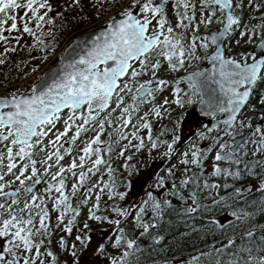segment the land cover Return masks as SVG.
<instances>
[{
	"label": "snow or ice",
	"instance_id": "obj_1",
	"mask_svg": "<svg viewBox=\"0 0 264 264\" xmlns=\"http://www.w3.org/2000/svg\"><path fill=\"white\" fill-rule=\"evenodd\" d=\"M74 3L78 5L79 0H74ZM168 3L169 0H133L131 7L125 8L119 14L120 18L114 17L104 30L85 41L78 50L66 49V54L61 57L56 69L50 70L51 75L42 77L28 92H13L9 96L0 97V264H56V255L50 250L45 251V237L51 236L49 201L51 211L57 214L56 227L63 226V231L71 234L79 210L73 208L69 195L66 194L65 174L71 173L77 178V183L71 186L72 194L75 195L89 174L94 175L100 170L99 166L106 163L100 158L99 149L92 147L100 142V136L97 135L82 149L83 155L79 156V162L73 159L65 169L61 165V161L65 159L62 149L69 155L72 149L64 148L61 141L74 131L70 140L65 142L75 144L81 133L88 130L85 126L90 123L99 124L100 129H103L111 113L121 108L124 101L121 94L126 90L132 91L125 77L144 75L149 66L155 77L160 61H152L157 56L162 57L172 70L178 71L185 68L187 62L201 59L196 53L199 48H203L206 52L205 58L211 61V71L194 70L184 79L192 93L200 95V103L210 110L207 114L214 116L217 112L230 113L228 118L222 121L228 126L232 125L236 114L248 101L252 86L264 82V55L259 59L255 55L251 56L252 62L249 63L247 57L240 61L227 58L221 48L225 37L234 30V26L241 25L240 16L235 10L246 6L244 0H172V7L177 10L178 18L174 27L165 14V6ZM247 6L257 10L264 9V2L247 0ZM51 12L53 6L50 0H0V44L5 45L4 52L16 51L7 45L13 40L19 43L25 34L35 38L38 44H44L40 35L44 34V25L54 24L53 18L49 16ZM217 19L223 25L218 32L203 36L199 34L200 25H210ZM256 27L253 25L248 31L239 34L242 37L254 35ZM189 28L192 31L190 38L185 34ZM178 29L184 31H177ZM38 32L40 35H37ZM209 44L215 45L212 53H207ZM259 47L264 52V39H261ZM3 63L4 60L0 59V64ZM152 83L153 80H147L139 84L136 92L152 96L153 89L147 87ZM156 83L159 88V85L166 84V81L157 80ZM217 89L220 94L214 95ZM180 91L177 88L178 98L174 103L183 107L185 101L179 98ZM114 97L116 108H111ZM261 102L264 103V98ZM164 103L167 104L168 101L165 100ZM187 103H193V99L189 98ZM130 107L132 106L123 107L122 112L129 113ZM65 110L68 113L66 119L63 118ZM102 113L105 114L103 119L100 118ZM155 113L159 116L160 110L156 109ZM77 120L81 123L76 124ZM61 121L64 125L62 131L57 128ZM129 122L130 120H124V125L127 126ZM142 127L150 129L151 126L145 122ZM257 132H260V129H257ZM258 143L260 147L257 151L264 152V136ZM49 146L53 150L46 152L45 160L39 161L44 165V173L41 175L37 168L38 161L34 157L38 151L45 152ZM140 146H143L142 140ZM152 146L155 148L156 144L153 143ZM168 147L171 152L172 145L169 144ZM226 147L228 145L219 143L220 149ZM93 155L96 159L92 160V167L85 171L86 159H91ZM184 155L187 156L188 153ZM231 156V151L223 154L218 151L214 159L219 162L230 159ZM49 161H54V164ZM182 162L200 163L198 150L192 152L191 161ZM54 166L57 170L53 172L51 170ZM77 168L80 169L79 173L75 171ZM227 172V169L215 166L213 174L219 176ZM48 175L50 182L47 183L44 193L36 194L34 186L41 183L42 176ZM7 177L12 179H6ZM17 182L19 187L13 188ZM92 187L96 185L93 184ZM92 187L88 189L89 192ZM110 187L112 185L104 184L100 191ZM205 187L209 185L205 184ZM211 187L220 186L212 184ZM240 192V188L235 189L236 194ZM119 195L120 199L124 198V194ZM148 195L151 198L152 194ZM95 199L97 204L94 207H98L100 195H96ZM146 205L147 202L145 207H140L135 214L136 224L144 232L150 227L143 222ZM152 207L153 211L159 214L161 204L153 202ZM196 210V207L187 209L188 212ZM113 211L121 216L131 214L118 208ZM69 213H72L71 218L65 223V217ZM233 215L237 220L243 218L235 212ZM247 215L249 214L243 213V216ZM90 219L109 220L108 217H100L95 212H92ZM109 222L120 224L119 220ZM218 226L224 227L223 224ZM84 228H88V225L85 224ZM246 235L248 240H252L255 233L249 231ZM81 239L80 236L76 237L77 241ZM123 239L117 237L116 246H119ZM260 241V246L256 248L244 247L236 253L229 252V259L225 261L219 254L226 252L236 243L234 239H229L221 248H214L217 253L214 264H264V236H261ZM47 243H50V240ZM60 246L65 247L63 237ZM126 246L127 249H134L135 239H128ZM103 247L100 246L101 251ZM72 255L76 256L75 251ZM130 255L135 253L124 251L119 261L113 259L112 264H129L127 258Z\"/></svg>",
	"mask_w": 264,
	"mask_h": 264
},
{
	"label": "rangeland",
	"instance_id": "obj_2",
	"mask_svg": "<svg viewBox=\"0 0 264 264\" xmlns=\"http://www.w3.org/2000/svg\"><path fill=\"white\" fill-rule=\"evenodd\" d=\"M247 6V0H244ZM53 10H64L70 9L73 10L76 8L74 5V0H50ZM81 4L90 12L93 16L92 23L80 28L77 33L86 32L97 28L101 25H105L110 19L117 13H120L125 9L131 7L133 0H121V5L119 8L115 9L112 12H105L101 18L96 17V14L106 8H109L112 5V0H79ZM264 2V0H262ZM176 9L172 7V5L168 4L165 9V14L169 17V21L172 26H175L177 15ZM199 16V11L197 12ZM219 20L213 22L210 25H200L199 28L202 31L203 35H208L210 32L214 31L218 28ZM187 33L192 32L191 28L186 30ZM76 34V33H75ZM82 34V33H81ZM79 35V34H78ZM76 36V35H75ZM23 43L28 46H32L33 37L25 34L23 38ZM249 37L246 39L248 40ZM11 42H15L14 40ZM187 46V41H185ZM235 42H231L230 45L233 46ZM5 48V45L0 44V51ZM231 53L233 50H231ZM201 59L196 60L193 59L190 62L186 63V67L180 69L178 71L172 70L166 61L160 57V60L163 62L158 69H156L155 77L152 75L151 67L145 70V74L132 78L129 77L127 81L129 82L132 91H125L121 95L124 97L123 104L121 108L116 109L111 113L109 117L110 120H107V125H104L103 129H100L99 125L94 129L99 130L92 134L90 137L86 136L88 139L86 145L82 146V149L87 146L97 135L105 133V131L110 128L107 139L109 142L105 140H100L99 143H102L103 146L101 148L102 152L99 153L100 158H102L106 163L99 166L100 170L95 177V180L103 181L104 184L112 185L115 187L106 188L103 195L100 197L99 206L96 207L95 214L100 217H108L109 220H92L90 219L91 209L88 205H82L83 202L89 201V198L95 199L98 192L95 191L90 196V192L88 189L92 187L90 179L94 177L93 174H89L88 179H86L84 185L80 187L79 191L72 194V184L77 183V178L73 177L71 173L65 174L66 176V194L69 195V200L72 204H75L73 201L77 200L78 202L75 205V208L79 210V217L76 218L73 231L71 234H68L63 231V226L56 227L58 220L57 214L54 211H51V202L49 201L50 208V230L51 236L50 239L53 238L57 243L54 247L56 250L54 253H60L61 246L60 241L61 237L63 239L69 240V245L73 248V245H77V249L80 252L90 258L88 264H98L97 254L100 250V246L104 240L110 241V244L114 247L116 246V238L121 237V233L123 229L128 226L135 227V214L139 211L140 207H145L146 211L143 215V220L145 216L153 209V197L149 198V195L144 198L146 194H138L137 193V181H141L142 183L149 178L151 182L153 178L157 179H168L170 177H175L176 172H183L184 179H188L192 170L199 166L202 171V179L200 181L199 187L200 189H204L207 192L212 188V184H216L214 182L220 181H232L236 179L237 172L231 171L229 169L227 173H223L219 176L213 174L214 167L219 166L222 167L224 165H229L235 159L234 155H237L242 161H250L251 163L257 161L258 159L264 156V152H259L257 149L260 147L258 143L264 133H261V129L259 126L254 130L250 139L239 149L236 154L232 153L230 159L224 161H215L214 157L216 152L220 151L222 154L224 152H229L232 146V139L241 133L244 129L248 127L249 120L245 117L246 114L258 113L256 112V108H260L262 112H264V103H262V98H264V85L263 89L261 88L260 94L255 95L254 99L251 100L250 104L246 112H244L243 116L240 117L239 123L235 130L230 135H225L221 130L204 133L203 128L199 127L197 122L194 121L193 116L191 115L190 109L192 105L198 102V96H195L188 84L184 81L183 76L188 73L193 67L199 66L204 58L205 50L203 48H199L196 53ZM59 60L58 56H54L50 61H45L42 58V53L40 51H35L31 56V61L28 63L26 68L20 74L18 79L14 82L6 81L4 71H0V95L7 96L13 92H26L34 85L36 80L40 77L42 71L48 68L49 65L55 64ZM153 63L156 60L152 61ZM199 64V65H198ZM139 70V68L137 69ZM147 80H153L151 85H147V87H153V95L152 96H144L140 97L136 89L139 87L140 81L144 83ZM157 80H164L166 84L157 86ZM173 86V87H172ZM177 88L181 91L179 93V98H182L185 101L183 107L176 105L174 100L178 98ZM189 98L193 99V103L188 104L187 100ZM167 100L168 103L165 104L164 101ZM129 113H123V107H129ZM112 108H116L115 105ZM160 110V115L157 116L155 110ZM105 115V114H104ZM104 115L101 119L104 118ZM65 116L64 119H66ZM124 120H130L127 126L124 125ZM149 123L150 129H146L141 133L142 140H148L149 136L151 137V143L144 144L142 147L140 146L141 142L139 140L129 139L130 136L134 135L140 127H142L143 123ZM79 120L76 121V124H80ZM91 124V123H90ZM89 124V125H90ZM89 125L85 127L88 129ZM57 128L59 130H63L64 125L57 124ZM257 129H260V132H257ZM133 130L132 133H126V131ZM86 132V131H85ZM74 135V131L69 133V136L65 138V140H70L71 136ZM139 136H137L138 138ZM65 140H62L61 143H64V148H71V154L64 153L62 149V154L65 155V159L61 161V165L68 168L71 164L72 160L75 159L79 162V156L83 155L82 150H78V147L74 145L66 143ZM80 140V137L77 141ZM76 141V142H77ZM140 142V143H139ZM99 143L96 144L99 147ZM155 143L156 147L154 148L152 144ZM219 143H224L228 145L225 149L219 148ZM172 145V151H169L168 145ZM78 145V144H76ZM53 149L49 146L45 153L42 154L38 151L37 156L34 157L37 159V168L39 173L42 175L44 173V165L39 163V161H43L46 158V152H51ZM198 150V158L200 163L192 164V163H183L182 161L192 159V152ZM123 153V154H121ZM184 153H188L187 156ZM96 159V156L93 155L91 159H86L84 170L87 171V168L92 167V160ZM49 163H53L54 161H49ZM252 163V164H253ZM109 168L111 171H109ZM57 167H53L51 171H56ZM131 170V171H130ZM75 171L79 173L80 169L77 168ZM6 179H12L11 177H7ZM121 179H128V183H121ZM95 185H96V181ZM263 178H255L253 176H249L245 184L255 183L254 186H261ZM50 182V175L42 176L41 181V189H34L36 194H43L47 183ZM120 182V183H119ZM205 184L209 185V187H205ZM102 188V184H100ZM150 185V184H149ZM14 187H19L18 182L13 185ZM97 186V185H96ZM95 187H92V189ZM80 194H82L81 198H79ZM119 194H124V198L120 199ZM47 199V197H45ZM142 198V199H141ZM114 208H118L120 211H127L131 214L128 216H121L117 212L113 211ZM72 213H69L65 217V223L67 219L71 218ZM120 221V224L117 225L115 223H110L109 221ZM87 224L88 228H84V225ZM141 229V228H140ZM139 233V232H138ZM80 236L82 239L80 241L76 240V237ZM62 254V253H60ZM64 256V260L68 259L69 254L66 253Z\"/></svg>",
	"mask_w": 264,
	"mask_h": 264
},
{
	"label": "trees",
	"instance_id": "obj_3",
	"mask_svg": "<svg viewBox=\"0 0 264 264\" xmlns=\"http://www.w3.org/2000/svg\"><path fill=\"white\" fill-rule=\"evenodd\" d=\"M74 5L76 8L73 10H53L49 13L54 24L44 25L43 35L37 33L44 44H38L34 38L30 47L23 43L24 35L19 43L11 42L7 45L16 51H0V59L4 60V63L0 64V71H4L6 81L14 82L18 79L35 51H40L45 61H50L55 55L60 57L62 46L75 35L83 33H77L80 28L92 23L93 16L84 5L80 2ZM120 5L121 0H112V5L97 13L96 17L101 18L105 12H112ZM235 11L242 23L246 18L245 11ZM119 14L120 11L114 16ZM257 87L258 85L253 89V95L256 94ZM259 128L261 133H264V125ZM234 157L231 164L221 168L239 173L236 179L218 180L214 183L220 187L211 188L207 192L199 187L202 171L199 166L195 167L185 180L188 182L176 185L171 190L170 197L160 203L159 214L152 209L150 216H145L143 222L150 227L147 232L138 228L139 234L134 249H127L128 238L122 232L121 237L124 239L121 244L116 249L107 251V255L112 260L119 261L124 251L134 252L135 255L127 258L129 264H214L217 257L214 248H221L229 239H234L236 243L226 252L219 254L225 261L229 259V252L236 253L240 248L260 246V238L264 236V181L259 187L254 186L255 183L245 184V181L249 176L264 179V156L252 162L253 164L250 161H242L237 155ZM236 188L241 189L239 194L235 193ZM190 207H196L197 210L188 212ZM233 212L243 218L237 220ZM243 213L249 215L243 216ZM78 217L79 215L76 218ZM219 224L224 227H219ZM249 231L255 233L252 240L247 238ZM197 257L198 260L193 259Z\"/></svg>",
	"mask_w": 264,
	"mask_h": 264
},
{
	"label": "water",
	"instance_id": "obj_4",
	"mask_svg": "<svg viewBox=\"0 0 264 264\" xmlns=\"http://www.w3.org/2000/svg\"><path fill=\"white\" fill-rule=\"evenodd\" d=\"M134 14H137V13H134ZM115 18H120L119 16H116ZM112 21V19L105 25H101L97 28H94L92 30H89V31H86L82 34H79V35H76L74 36L71 41H69L67 43V45H65V47L63 48V51H62V56H64L66 53H65V50L66 49H77L81 46H83L84 42L85 41H88L90 38L94 37L95 35L99 34L100 31L104 30L105 27ZM223 27V26H222ZM221 27V28H222ZM235 27V26H234ZM219 31V30H218ZM218 31H215L213 33H216ZM212 33V34H213ZM232 33V32H231ZM231 33L228 34V36L225 37V42L222 43L221 45V48H222V51L224 52V55H225V43L227 41V39L230 37ZM261 39H264V32L261 34L260 36V39H259V42L258 44L256 45V47L254 48L253 52H254V55L259 59L262 57V55H264V52H262V50L260 49L259 47V43L261 41ZM215 46V45H214ZM215 50V49H214ZM226 56V55H225ZM60 57V59H61ZM227 58H230V59H234L230 56H226ZM60 59L58 62H56L55 64H53L52 66H50L49 68H47L45 71H43V73L41 74L40 78L36 81L35 84H37L40 79L42 77H45L46 75H51V71L50 70H54L56 69V67L59 65L60 63ZM237 61H240L238 59H236ZM252 62V61H251ZM249 62V63H251ZM208 63V64H206ZM206 63H203L201 64L198 68L194 69L196 71H206V72H210L211 71V67H212V64H211V61L209 59H207ZM192 70V71H194ZM190 71V72H192ZM188 72L186 75L183 76V79L187 77V75L190 73ZM126 78V77H125ZM184 81L186 82V80L184 79ZM187 83V82H186ZM257 85V84H256ZM256 85H253L251 90H250V94H249V99L248 101L241 107L240 111L236 114V119L233 121L232 125L231 126H228V125H225L222 123L223 120L227 119L228 116L230 115V113H219L217 112L214 116L213 115H209L207 114L210 110L207 108L206 105H203L200 103V100H201V97L199 94H195V96H198L199 100L197 103H195L194 105H192L191 109H190V112H191V115L193 116V119L195 122H197L198 126L199 127H202L203 128V132L204 133H211V132H215V131H218L220 128H222V131L225 135H230L233 128L235 127V124L241 114V112L243 111V109L245 108V106L250 102V100L252 99V92H253V89ZM151 88V87H149ZM243 90V89H241ZM138 94V93H137ZM219 91L217 89L216 93H214V95H219ZM141 98L146 96V95H143L142 93L141 94H138ZM0 97H4V96H0ZM66 111V110H65ZM104 114L102 113L101 116H103ZM248 118L251 119V126H255L256 124V118H257V115L256 114H250V115H246ZM262 124V122L260 123ZM253 133V129L252 128H249L247 131H245V133H243L242 135H238L236 136L235 138L232 139L231 141V144H232V147L230 148V151L235 154L239 151L240 147L246 142L249 140V138L251 137ZM108 132L106 131V135L107 136ZM106 138V137H105ZM104 138V139H105ZM35 187V186H34ZM158 200V199H157ZM159 201V200H158ZM78 201L75 200L74 201V208H75V205ZM137 229L135 227H132V226H129V227H125L124 228V234L127 236L128 239L130 238H134L136 240V237H137Z\"/></svg>",
	"mask_w": 264,
	"mask_h": 264
},
{
	"label": "flooded vegetation",
	"instance_id": "obj_5",
	"mask_svg": "<svg viewBox=\"0 0 264 264\" xmlns=\"http://www.w3.org/2000/svg\"><path fill=\"white\" fill-rule=\"evenodd\" d=\"M169 4L172 5V0H169ZM139 83H142L141 81ZM264 82H260L259 83V88L263 87ZM116 99H114L112 106L115 105ZM261 119V120H260ZM108 120H110V118H108ZM108 122V121H107ZM107 122H105L104 125H107ZM259 122V123H258ZM262 122L261 125H264V116L263 114H257V118H256V123L257 126H260V123ZM99 124H90L88 130L85 132L81 133L80 136V141H77L76 144H80L84 141L86 136H91L92 134H94L95 132L99 131L94 129L96 126H98ZM255 129V127H253ZM109 130L110 128H108L107 132L109 134ZM245 131V130H244ZM106 135V131L103 134H99L100 136V140H103L105 137V141L109 142V140L107 139L108 137ZM85 142V141H84ZM88 142V139L87 141ZM81 145V144H80ZM77 146L78 145H74ZM103 144L99 143V147H97V145H92V147L94 149H99V153L102 152L101 148H102ZM97 176V173L94 174V177L90 179L91 184H95L94 180L95 177ZM184 179V173L183 172H176L175 177H170L168 179H155L153 178V180L150 182L149 178L146 179L145 182H141V181H137V193L138 194H146L144 195V198L148 196L149 193L152 194V197L154 198V202H158V203H162V201L165 198H169L171 195V190L176 186V185H180L182 184L185 180ZM97 183V186L95 188H93V191H97L99 186V180H95ZM161 181H163V183H161ZM128 179H122L123 184L128 183ZM120 183V182H119ZM150 184V185H149ZM37 188L41 189V183L37 184ZM156 198V199H155ZM142 199V198H141ZM159 201H158V200ZM157 200V201H156ZM46 240V245H45V251L50 250L54 253V251L56 250V247H54L57 243L55 242V240L53 238H49V237H45ZM50 240V243H47V241ZM65 247H61L60 253H54L57 257V261L56 264H88V261L90 260L89 257L85 256L83 254V252H80L77 248V245H75V248H71L69 245V240L65 239ZM103 250H99L97 257H98V264H112V259L107 255V251H109L110 249H115V247H113L110 244V241L104 240L102 242ZM115 246V245H114ZM75 251L76 256L74 257L72 255V252ZM68 253V259L66 261H64V263L62 262L64 260V256H66L65 254Z\"/></svg>",
	"mask_w": 264,
	"mask_h": 264
},
{
	"label": "built area",
	"instance_id": "obj_6",
	"mask_svg": "<svg viewBox=\"0 0 264 264\" xmlns=\"http://www.w3.org/2000/svg\"><path fill=\"white\" fill-rule=\"evenodd\" d=\"M245 2V1H244ZM259 2H262V0H259ZM246 4V3H245ZM245 12H246V19L243 22L242 25L240 26H246L244 27V32L248 31L253 25H256V32L254 35H249V36H241L238 42L233 44V55L235 59H243L244 57H247L248 62L251 61V56H252V49H251V39H256L258 35H260L264 31V27H261V25H264L261 17H264V9H252L251 6H245L244 7ZM155 23V22H154ZM221 23L218 25V28L220 27ZM177 31H184L178 29ZM249 37L248 40H246ZM214 49V45L209 44V48L207 49V53L212 51ZM206 54V52H205ZM206 58L202 59V62H205ZM200 64V63H199ZM198 64V65H199ZM196 67V66H195Z\"/></svg>",
	"mask_w": 264,
	"mask_h": 264
},
{
	"label": "bare ground",
	"instance_id": "obj_7",
	"mask_svg": "<svg viewBox=\"0 0 264 264\" xmlns=\"http://www.w3.org/2000/svg\"><path fill=\"white\" fill-rule=\"evenodd\" d=\"M240 32H244V26H237L236 33L232 36V38L226 43V55L232 56L233 52L231 53L230 49L233 50V46L230 45L231 42H238L241 35ZM256 46L255 39H251V49H253Z\"/></svg>",
	"mask_w": 264,
	"mask_h": 264
}]
</instances>
